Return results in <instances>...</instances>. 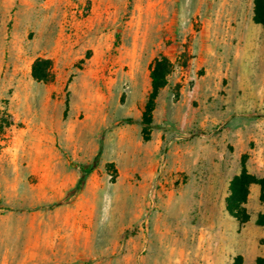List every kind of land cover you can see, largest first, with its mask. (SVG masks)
I'll return each instance as SVG.
<instances>
[{"label": "rangeland", "instance_id": "obj_1", "mask_svg": "<svg viewBox=\"0 0 264 264\" xmlns=\"http://www.w3.org/2000/svg\"><path fill=\"white\" fill-rule=\"evenodd\" d=\"M253 0H0V264H254L264 22ZM173 64L153 128L150 67ZM37 57L53 79L31 74ZM132 118V123L124 121ZM77 165L91 166L85 180ZM76 186V187H75Z\"/></svg>", "mask_w": 264, "mask_h": 264}, {"label": "trees", "instance_id": "obj_2", "mask_svg": "<svg viewBox=\"0 0 264 264\" xmlns=\"http://www.w3.org/2000/svg\"><path fill=\"white\" fill-rule=\"evenodd\" d=\"M253 4V21L256 23H263L264 0H253ZM51 67L52 62L49 58L37 57L32 63L31 74L37 81L49 82L53 79ZM172 68V62L165 55L155 58L150 67L151 91L139 121L142 125L144 139H148V133L153 128L151 121L156 97L159 90L165 86L167 76L171 73ZM124 121L132 123L134 120L132 118H126ZM9 123L10 122H5L4 118L0 116V128L4 125H9ZM76 168L80 172V177L76 183V186H79L85 180L91 166L77 165ZM252 184L258 185L259 201L263 206V210L258 213L255 223L264 225V176H255L249 173L244 166L229 182L228 193L225 197V209L228 214L234 217L239 223L247 222L250 215L245 207V203L247 202L250 186ZM233 264H241V257L237 256ZM255 264H264V256H257Z\"/></svg>", "mask_w": 264, "mask_h": 264}, {"label": "crops", "instance_id": "obj_3", "mask_svg": "<svg viewBox=\"0 0 264 264\" xmlns=\"http://www.w3.org/2000/svg\"><path fill=\"white\" fill-rule=\"evenodd\" d=\"M257 256H262V255H257ZM257 256H256V257H257ZM256 257L254 258V264H255V259H256Z\"/></svg>", "mask_w": 264, "mask_h": 264}]
</instances>
